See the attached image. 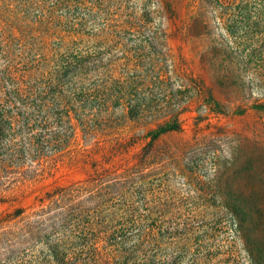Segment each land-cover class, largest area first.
<instances>
[{
  "label": "rangeland",
  "instance_id": "374dc122",
  "mask_svg": "<svg viewBox=\"0 0 264 264\" xmlns=\"http://www.w3.org/2000/svg\"><path fill=\"white\" fill-rule=\"evenodd\" d=\"M6 69L0 264H254L232 209L264 205V0H0Z\"/></svg>",
  "mask_w": 264,
  "mask_h": 264
},
{
  "label": "trees",
  "instance_id": "16d2710c",
  "mask_svg": "<svg viewBox=\"0 0 264 264\" xmlns=\"http://www.w3.org/2000/svg\"><path fill=\"white\" fill-rule=\"evenodd\" d=\"M66 8L73 7L76 0H65ZM220 2V0H219ZM165 10L170 13V16H176L175 12L170 9V5L166 2L164 4ZM39 19L34 21V24H39ZM70 34V32H68ZM70 70V65L65 64L56 72H62V74H67ZM19 71H10L6 69L5 71H0V128L5 125H10L12 121H15L17 116L15 114L20 108H16L17 103L20 101L21 92L20 80L17 73ZM21 72V71H20ZM23 74V73H22ZM255 110L264 113V103L258 104L254 107ZM24 118V117H23ZM22 119V118H21ZM180 130L177 122H172L169 125L160 126L156 131L150 134V140L146 145V151L150 152L153 148L154 143L163 135L178 132ZM260 206V205H259ZM258 208L254 215L258 216L257 222L251 219L249 214H247V209L244 206H238L232 209V213L237 218V222L234 224L236 228L234 231L240 233L241 238L244 240V246L250 248V256L254 264H264V243L257 236V232L260 230L264 231V205ZM254 210L251 208L250 211ZM24 210H18L15 212L14 217L21 216ZM249 250V249H248Z\"/></svg>",
  "mask_w": 264,
  "mask_h": 264
}]
</instances>
